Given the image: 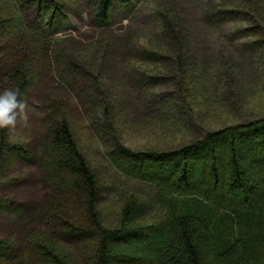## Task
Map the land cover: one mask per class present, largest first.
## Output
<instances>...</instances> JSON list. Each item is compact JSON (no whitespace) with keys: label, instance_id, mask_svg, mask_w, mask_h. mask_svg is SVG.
I'll return each mask as SVG.
<instances>
[{"label":"trees","instance_id":"trees-1","mask_svg":"<svg viewBox=\"0 0 264 264\" xmlns=\"http://www.w3.org/2000/svg\"><path fill=\"white\" fill-rule=\"evenodd\" d=\"M137 1L92 0L93 33L85 37L89 42L81 44L77 54H69L55 47L74 39L69 36L62 40L58 35V30L70 25L68 5L63 0H0V90L19 87L23 100L40 76L57 73L61 80L73 84L83 107L99 103L105 109L102 115L110 117L105 85L98 83L92 71L99 60L109 61L113 45L106 41L110 36L107 34L115 32L114 11H135ZM30 11L35 12L36 20L26 24L24 17ZM206 18L220 31L238 18L251 21L253 24L244 28H233L234 40L264 33V0L216 2ZM147 19H152L153 24L147 26L155 32L138 37L134 46L149 39L146 44L152 48L144 51L142 58L154 65L150 74L143 72L141 88L153 92L166 83L167 77L160 75L164 70L162 54L175 53L176 65L186 72L184 79L174 82L175 87L204 92L214 84L222 92L218 102L224 97L225 107L233 108L227 120L236 121L206 130L199 137L192 135L194 139L176 148L136 151L117 140L113 142L106 157L108 163L127 180L152 188L149 205L159 206L163 219L141 223L152 208L145 207L142 197L130 195L122 204L119 225L106 229L98 212L101 189L73 139L64 112L67 100L55 97L47 107L48 99L42 108L47 125L37 166L51 190L50 196L37 225L26 236L20 240L0 239V264H41L37 258L47 264H72L61 253L63 245L71 244L88 250V260L93 264H264V115L243 121L238 118L243 112L242 94L247 85L232 76L236 73L234 64L226 59L225 70L212 79L205 78L208 83L201 82L198 67L182 56L188 54L186 35L177 14L152 4ZM114 44V48L124 46ZM241 44L250 53L262 51L260 59L250 57L244 62L248 64L253 94L259 91L261 95L255 97L264 98V41L254 39ZM18 54L22 55L20 60H16ZM86 80L94 85L90 91L96 100L98 97L96 104L90 86L84 87ZM63 91L72 97V90ZM181 115L185 116L183 112ZM8 133L9 129L0 130V174L9 154L28 162L33 158L24 144L9 143ZM53 182L61 183L60 190L53 188Z\"/></svg>","mask_w":264,"mask_h":264},{"label":"rangeland","instance_id":"rangeland-1","mask_svg":"<svg viewBox=\"0 0 264 264\" xmlns=\"http://www.w3.org/2000/svg\"><path fill=\"white\" fill-rule=\"evenodd\" d=\"M222 1L224 0H138L135 11L125 13L116 9V5L114 22H112L115 32L107 34L116 37L110 39L108 36L106 41L107 43L110 40L109 42L113 45L110 47L111 54L107 59L109 61L99 60L92 71L97 76L98 83L105 85L109 101V107H106V110L111 113L110 117L102 115L105 109L103 110L99 103L96 107H83L79 96L75 94L73 84L61 80L57 73L53 76H40L34 82L23 99L26 102L28 119L18 120L16 126L8 133V142L24 144L33 155L32 161L28 162L9 154L1 165V240H20L35 228L38 216L50 196L51 190L44 182L37 166L45 138V125H47L45 119L47 115L42 108L45 107L48 99L51 98L47 107L55 101V97L61 96L67 100L64 112L72 127L73 139L95 173L101 189L98 212L101 223L106 229H114L119 225L122 204L130 195L142 197L145 207L151 206L148 195L152 188L127 180L108 163L106 157L113 142L117 140L136 151L176 148L194 139L192 135L199 137L206 130L219 128L226 122L236 121L227 120L233 108L225 107L224 97L218 102L222 92L218 87H213L214 84L203 88L204 92L191 91L188 87H186L187 90H184L182 86L179 89L175 87L174 82H180L186 73L176 65L178 55L175 53H160L171 61L168 62L163 57L162 69L164 70H161L160 75L167 77L166 83L163 82L164 84L153 92L141 88L143 86L139 84V80L143 72L150 74L154 65L149 60H144L142 54L146 50L150 51L152 47L148 45L149 39L140 41L138 47L134 45L138 37L146 38L151 32H155L147 26L153 24L152 19L150 21L147 19L152 4L154 7H165L166 11L177 14L181 19L180 25L185 31L188 53L187 56L185 54L182 56L191 59L198 67L200 75L197 73V76L203 78L202 83H208L205 78L212 79L225 70L223 62L227 60L231 65L234 64L236 73L232 76H237L238 83L247 85L242 94L244 96L243 112L238 115V118L243 121L264 115V98L255 97L261 95L259 91L253 94L252 79L246 68L248 64L244 62V59L250 57L260 59L263 54L260 49H257L256 53H250L249 49L241 44L254 39L264 41V33L260 32L234 40L235 34H232L234 29L253 24L244 18H238L229 23V26L221 29L222 31L213 28L209 18H206L207 11L212 4ZM63 2L68 5L66 15L70 25H64L66 28L58 30L60 31L58 35L64 38L62 40H67L69 36L74 39L61 43L60 47L55 44V47L66 50L69 54H77L76 49L81 48V44L89 42L85 37L93 33L90 31L92 0H63ZM24 18L25 23L28 24L36 20V14L30 11ZM256 22L259 23L257 20ZM114 43H122L124 46L114 48L116 45ZM21 56L18 54L16 60H20ZM190 78L191 76L186 77V79ZM86 81L84 87L90 86L89 93L96 104L98 97L96 100L95 94L90 91L94 85L92 81ZM262 86H264L263 83ZM65 89L73 91L72 97L63 91ZM169 95L171 96L167 97ZM182 112L185 116L181 115ZM52 186L60 190L62 185L53 182ZM150 208H152L150 214L141 223L152 224L163 219L159 206L152 205ZM90 241L87 240L88 243ZM63 247L62 255L72 264H93L92 260H88L90 256L88 250L83 248L81 250L77 245L72 244L63 245ZM13 254L10 252L11 256ZM37 261L47 264L38 258Z\"/></svg>","mask_w":264,"mask_h":264},{"label":"clouds","instance_id":"clouds-1","mask_svg":"<svg viewBox=\"0 0 264 264\" xmlns=\"http://www.w3.org/2000/svg\"><path fill=\"white\" fill-rule=\"evenodd\" d=\"M21 96L19 87L0 90V130H10L16 126L18 120L28 119L26 102Z\"/></svg>","mask_w":264,"mask_h":264}]
</instances>
